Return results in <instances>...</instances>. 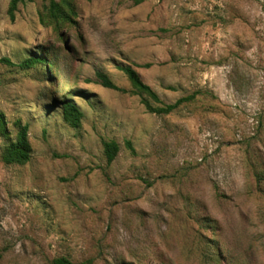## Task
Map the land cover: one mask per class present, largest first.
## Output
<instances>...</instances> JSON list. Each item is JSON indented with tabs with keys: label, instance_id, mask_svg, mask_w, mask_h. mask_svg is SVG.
<instances>
[{
	"label": "rangeland",
	"instance_id": "1",
	"mask_svg": "<svg viewBox=\"0 0 264 264\" xmlns=\"http://www.w3.org/2000/svg\"><path fill=\"white\" fill-rule=\"evenodd\" d=\"M71 1L43 23L50 0H0V264H264V0ZM119 63L194 98L149 112ZM17 121L30 158L7 164Z\"/></svg>",
	"mask_w": 264,
	"mask_h": 264
},
{
	"label": "trees",
	"instance_id": "2",
	"mask_svg": "<svg viewBox=\"0 0 264 264\" xmlns=\"http://www.w3.org/2000/svg\"><path fill=\"white\" fill-rule=\"evenodd\" d=\"M22 0H10L8 6V12L11 18L14 17V12L17 9L18 3ZM140 0H136L138 3ZM75 14L74 7L71 0H50L49 4L45 7V12L41 14L40 20L45 23L46 21H71L72 16ZM8 64L14 65L10 60L3 59ZM47 64L50 65V61L46 56H31L23 59L17 65L22 69H27L35 66L36 64ZM117 68L121 70L130 81L133 87V93L138 94L141 97V103L144 105L147 111L156 114H168L176 110L182 103L190 101L194 98V94L181 96L172 103H163L159 98L158 94L146 84L139 72L130 64L119 63ZM96 79L101 83L102 86L111 89H120L117 87L109 76L100 70L95 72ZM154 101L158 105H153ZM62 116L64 121L72 127H79L83 116L82 111L71 99L67 98L62 104ZM17 124V132L14 139L10 140L2 152V160L7 164H24L30 158L31 146L28 139V125L22 124L19 121ZM0 132L4 136H8L6 129V123L3 115L0 113ZM125 145L131 151L133 147L129 140L125 141ZM119 150V145L114 140L103 141V151L107 162H111ZM52 264H92L91 259H87L81 263H74L64 256L56 257L52 260Z\"/></svg>",
	"mask_w": 264,
	"mask_h": 264
}]
</instances>
